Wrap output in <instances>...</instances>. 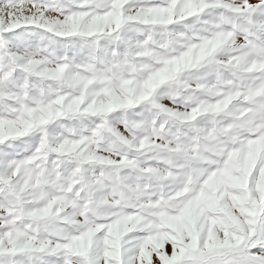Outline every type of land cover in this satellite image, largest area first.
Here are the masks:
<instances>
[{"label": "snow or ice", "instance_id": "snow-or-ice-1", "mask_svg": "<svg viewBox=\"0 0 264 264\" xmlns=\"http://www.w3.org/2000/svg\"><path fill=\"white\" fill-rule=\"evenodd\" d=\"M0 264H264V0H0Z\"/></svg>", "mask_w": 264, "mask_h": 264}]
</instances>
